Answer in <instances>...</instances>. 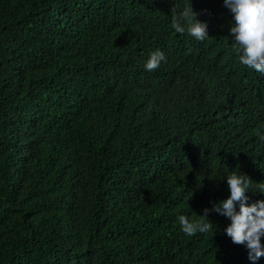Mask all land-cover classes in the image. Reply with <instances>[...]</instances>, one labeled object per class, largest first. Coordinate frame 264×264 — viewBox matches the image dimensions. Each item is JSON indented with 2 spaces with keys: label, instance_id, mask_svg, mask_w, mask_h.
<instances>
[{
  "label": "trees",
  "instance_id": "trees-1",
  "mask_svg": "<svg viewBox=\"0 0 264 264\" xmlns=\"http://www.w3.org/2000/svg\"><path fill=\"white\" fill-rule=\"evenodd\" d=\"M0 264H264V0H0Z\"/></svg>",
  "mask_w": 264,
  "mask_h": 264
}]
</instances>
